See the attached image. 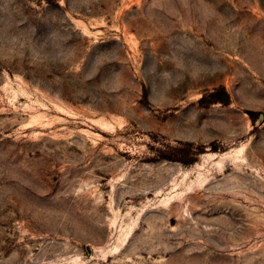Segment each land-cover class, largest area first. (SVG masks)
Here are the masks:
<instances>
[{
	"label": "rangeland",
	"instance_id": "1",
	"mask_svg": "<svg viewBox=\"0 0 264 264\" xmlns=\"http://www.w3.org/2000/svg\"><path fill=\"white\" fill-rule=\"evenodd\" d=\"M0 264H264V0H0Z\"/></svg>",
	"mask_w": 264,
	"mask_h": 264
}]
</instances>
